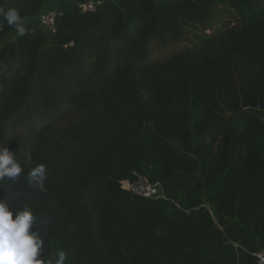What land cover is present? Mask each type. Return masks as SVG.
I'll return each instance as SVG.
<instances>
[{
    "label": "trees",
    "instance_id": "trees-1",
    "mask_svg": "<svg viewBox=\"0 0 264 264\" xmlns=\"http://www.w3.org/2000/svg\"><path fill=\"white\" fill-rule=\"evenodd\" d=\"M63 0H0L35 24ZM87 1L83 0L82 2ZM0 16V181L65 264H254L264 248V0H104ZM180 49L165 60L152 46ZM32 157L31 163L24 158ZM44 164V188L27 174ZM139 178L164 197L123 187ZM46 220V224L40 221Z\"/></svg>",
    "mask_w": 264,
    "mask_h": 264
},
{
    "label": "clouds",
    "instance_id": "clouds-1",
    "mask_svg": "<svg viewBox=\"0 0 264 264\" xmlns=\"http://www.w3.org/2000/svg\"><path fill=\"white\" fill-rule=\"evenodd\" d=\"M0 16L9 26L15 27L17 36L25 34L26 28L16 9H0ZM24 160L31 163L32 157L27 154ZM22 172L21 162L16 160L8 145L0 146V181L16 182ZM46 178L44 164H37L27 174V182L33 189L42 190ZM40 223L46 224L47 221ZM44 245L33 211L28 207H14L8 192L0 197V264H65L63 252L45 257Z\"/></svg>",
    "mask_w": 264,
    "mask_h": 264
},
{
    "label": "built area",
    "instance_id": "built-area-1",
    "mask_svg": "<svg viewBox=\"0 0 264 264\" xmlns=\"http://www.w3.org/2000/svg\"><path fill=\"white\" fill-rule=\"evenodd\" d=\"M103 2L104 0H87L79 3L77 5V9L81 13H94L100 6H102ZM59 15L60 14L57 11L50 10L40 16L39 23L46 31L55 33L58 26L57 20ZM123 187L132 191L136 195L146 198H153L157 193L159 185H151L147 180L139 178V180L134 184L129 182L123 183ZM254 258V264H264V248L255 253Z\"/></svg>",
    "mask_w": 264,
    "mask_h": 264
},
{
    "label": "rangeland",
    "instance_id": "rangeland-1",
    "mask_svg": "<svg viewBox=\"0 0 264 264\" xmlns=\"http://www.w3.org/2000/svg\"><path fill=\"white\" fill-rule=\"evenodd\" d=\"M71 8L74 9L73 6ZM36 24L38 25V22H36L34 25L29 24V26H25V28H26L25 33L28 32L29 30H32L33 28H35ZM12 33H13L14 36H17L16 35V31H15V27H14ZM180 47H181V45H179L178 47H164L163 45H160V44L158 45L157 43H155L152 46L151 58L155 62L163 61L167 57H169V56L173 55L174 53H176L180 49Z\"/></svg>",
    "mask_w": 264,
    "mask_h": 264
},
{
    "label": "crops",
    "instance_id": "crops-1",
    "mask_svg": "<svg viewBox=\"0 0 264 264\" xmlns=\"http://www.w3.org/2000/svg\"><path fill=\"white\" fill-rule=\"evenodd\" d=\"M83 0H63L60 3L56 4L51 8V10H55L57 12H65L70 9L73 6V8H77V4L81 3ZM24 26H29V23H23ZM39 24V21H38ZM34 25V24H33ZM37 26V24H36ZM30 31V30H29Z\"/></svg>",
    "mask_w": 264,
    "mask_h": 264
},
{
    "label": "water",
    "instance_id": "water-1",
    "mask_svg": "<svg viewBox=\"0 0 264 264\" xmlns=\"http://www.w3.org/2000/svg\"><path fill=\"white\" fill-rule=\"evenodd\" d=\"M164 197V192L162 188L157 189V193L154 195V199H159Z\"/></svg>",
    "mask_w": 264,
    "mask_h": 264
}]
</instances>
